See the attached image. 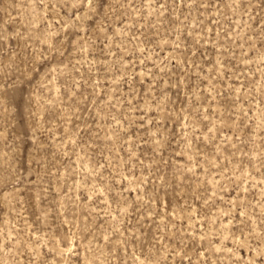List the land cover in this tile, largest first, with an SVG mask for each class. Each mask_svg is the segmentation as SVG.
<instances>
[{
  "label": "rangeland",
  "instance_id": "obj_1",
  "mask_svg": "<svg viewBox=\"0 0 264 264\" xmlns=\"http://www.w3.org/2000/svg\"><path fill=\"white\" fill-rule=\"evenodd\" d=\"M0 264H264V0H0Z\"/></svg>",
  "mask_w": 264,
  "mask_h": 264
}]
</instances>
